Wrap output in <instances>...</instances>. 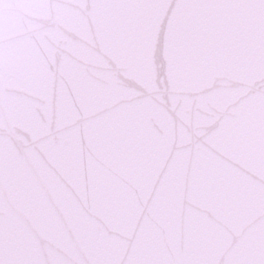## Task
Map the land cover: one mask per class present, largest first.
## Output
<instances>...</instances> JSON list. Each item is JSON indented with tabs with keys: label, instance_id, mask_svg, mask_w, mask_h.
Instances as JSON below:
<instances>
[{
	"label": "water",
	"instance_id": "water-1",
	"mask_svg": "<svg viewBox=\"0 0 264 264\" xmlns=\"http://www.w3.org/2000/svg\"><path fill=\"white\" fill-rule=\"evenodd\" d=\"M106 2L125 0H0V74L47 77L77 108L90 87L117 73L135 85L124 61L149 13L99 6ZM190 2L217 7L173 10L174 38L211 31L222 37L213 53L178 51L177 66L191 85L188 95L203 100L193 119L224 132L209 148L226 162L217 179L230 200L205 209L209 217L222 213L224 227L189 232L149 223L144 212L131 220L96 216L81 226L75 245L30 236V213L46 205L63 216L62 194L72 184L49 139L13 121L0 128V264H264V0ZM18 15L23 27L13 21ZM145 127L159 131L155 117Z\"/></svg>",
	"mask_w": 264,
	"mask_h": 264
},
{
	"label": "snow or ice",
	"instance_id": "snow-or-ice-1",
	"mask_svg": "<svg viewBox=\"0 0 264 264\" xmlns=\"http://www.w3.org/2000/svg\"><path fill=\"white\" fill-rule=\"evenodd\" d=\"M99 6L149 13L140 17L138 41L124 61V71L135 85L117 73L90 87L82 107L77 108L47 77L23 71L0 74V128L15 121L48 138L72 184L62 194L64 215L46 205L35 208L27 233L75 245L81 226L96 216L131 220L144 212L149 214L145 216L149 223L179 224L189 232L223 228L226 217L220 212L209 217L205 209L210 204L224 207L230 200L217 179L226 162L209 148L219 146L224 132H210L193 119V110L203 100L188 95L191 85L177 66L178 51L213 53L222 46V37L211 31L177 40L169 20L173 10L217 5L125 0ZM13 21L23 27L24 17L18 15ZM207 59L210 65L214 63L211 56ZM150 117L159 124L156 133L145 127ZM45 264L74 262L62 259Z\"/></svg>",
	"mask_w": 264,
	"mask_h": 264
}]
</instances>
